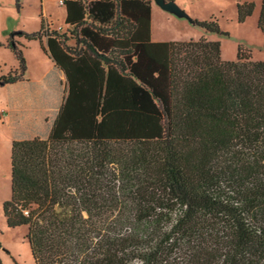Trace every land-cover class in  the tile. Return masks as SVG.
<instances>
[{
	"label": "trees",
	"instance_id": "obj_1",
	"mask_svg": "<svg viewBox=\"0 0 264 264\" xmlns=\"http://www.w3.org/2000/svg\"><path fill=\"white\" fill-rule=\"evenodd\" d=\"M256 1L264 34V0H237V20ZM63 6L71 35L10 34L18 67L0 73L24 79L16 34L66 77L47 137L11 145L3 215L26 226L33 264H264V60L153 40L151 0ZM194 23L227 35L214 16Z\"/></svg>",
	"mask_w": 264,
	"mask_h": 264
},
{
	"label": "rangeland",
	"instance_id": "obj_2",
	"mask_svg": "<svg viewBox=\"0 0 264 264\" xmlns=\"http://www.w3.org/2000/svg\"><path fill=\"white\" fill-rule=\"evenodd\" d=\"M177 4L189 18L166 11L151 0L154 40L187 41L206 37L220 42L224 60L236 59L238 44L249 50L254 60H264V34L257 28L259 1L253 14L243 22L237 20V0H177ZM64 16L61 0H0V73L18 67L7 45L10 34L20 30L37 31L43 22L49 30L70 36L71 27L65 24ZM211 16L227 35L207 32L194 23V19L205 20ZM44 17L46 20L42 21ZM13 39L24 45L26 71L21 82L0 85V261L33 264L25 239L26 226L10 228L3 215V202L11 195V145L16 139L47 137L66 93V83L62 76L50 70V61L38 40H27L16 34ZM71 39L69 44L74 43ZM43 42L46 45L45 38Z\"/></svg>",
	"mask_w": 264,
	"mask_h": 264
},
{
	"label": "water",
	"instance_id": "obj_3",
	"mask_svg": "<svg viewBox=\"0 0 264 264\" xmlns=\"http://www.w3.org/2000/svg\"><path fill=\"white\" fill-rule=\"evenodd\" d=\"M162 9L181 17H190L188 13L180 8L175 0H154Z\"/></svg>",
	"mask_w": 264,
	"mask_h": 264
},
{
	"label": "crops",
	"instance_id": "obj_4",
	"mask_svg": "<svg viewBox=\"0 0 264 264\" xmlns=\"http://www.w3.org/2000/svg\"><path fill=\"white\" fill-rule=\"evenodd\" d=\"M176 2H177V0H176ZM64 7V6H63ZM64 11H65V8H64ZM66 14V13H65ZM44 16V15H43ZM66 16V15H65ZM65 16H64V21H65ZM44 19H45V17H44ZM46 20V19H45ZM151 22H152V12H151ZM151 30H152V23H151ZM152 39H153V37H152ZM154 40V39H153ZM155 41H157V40H155ZM45 56H46V58L50 61V70H52V71H54V73H56L55 75L57 76H62L63 77V79H64V82H66V77H65V74H64V72L60 69V68H58L56 65H55V63L49 58V57H47V55L45 54ZM19 82H21V81H19ZM17 83V82H16ZM59 84H60V82H59ZM54 120V119H53ZM53 122V121H52ZM52 125V124H51ZM51 127V126H50ZM49 133V132H48ZM34 136H37V135H34Z\"/></svg>",
	"mask_w": 264,
	"mask_h": 264
},
{
	"label": "built area",
	"instance_id": "obj_5",
	"mask_svg": "<svg viewBox=\"0 0 264 264\" xmlns=\"http://www.w3.org/2000/svg\"><path fill=\"white\" fill-rule=\"evenodd\" d=\"M61 2L63 3V0H61ZM25 213H27V211H25Z\"/></svg>",
	"mask_w": 264,
	"mask_h": 264
}]
</instances>
